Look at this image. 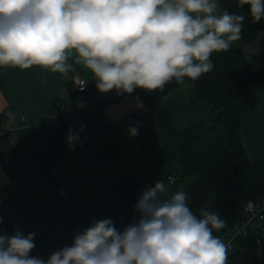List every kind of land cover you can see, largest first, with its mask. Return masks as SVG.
I'll return each mask as SVG.
<instances>
[{"label":"clouds","instance_id":"obj_1","mask_svg":"<svg viewBox=\"0 0 264 264\" xmlns=\"http://www.w3.org/2000/svg\"><path fill=\"white\" fill-rule=\"evenodd\" d=\"M244 5L253 23L264 20V0H239ZM219 8L217 0H0V67L67 75L71 59L101 93L162 91L211 72L212 54L241 39L245 15ZM77 139L69 130L70 148ZM188 201L158 180L122 231L109 218L93 221L47 259L30 255L34 232H0V264H227V245L213 235L225 221L207 208L195 214Z\"/></svg>","mask_w":264,"mask_h":264},{"label":"crops","instance_id":"obj_2","mask_svg":"<svg viewBox=\"0 0 264 264\" xmlns=\"http://www.w3.org/2000/svg\"><path fill=\"white\" fill-rule=\"evenodd\" d=\"M217 3L221 12L245 15L242 29L249 24L239 0ZM239 49L251 58L256 71L264 66V38L245 44L241 37L229 51ZM69 63L72 69L67 75L35 66L25 70L0 67V115L8 118L2 129L11 130L0 137V221L5 216L13 225L11 233L0 222V232H34L36 248L30 255L43 259L71 245L73 237L93 221L109 218L118 230L125 225L131 212L115 185L125 171H132L143 190L160 180L168 193H175L163 177L183 144L180 137H169L157 117L145 111L139 96L115 90L101 93L89 70L71 59ZM75 76L87 79L88 92L79 93L75 85L71 92L67 89ZM195 95V85L188 82L162 99L173 110L171 119L180 133L206 118L207 103L194 101ZM92 97L104 98L102 110L89 102ZM237 102L242 109L245 146L253 159H264V84L250 85ZM56 114L72 133L87 120L96 133L65 153L59 165L42 177L41 162L33 156L19 119L40 126ZM130 127H137L139 134L130 136ZM111 144L116 154L105 160L98 150ZM36 232L42 236L48 256L38 246Z\"/></svg>","mask_w":264,"mask_h":264},{"label":"trees","instance_id":"obj_3","mask_svg":"<svg viewBox=\"0 0 264 264\" xmlns=\"http://www.w3.org/2000/svg\"><path fill=\"white\" fill-rule=\"evenodd\" d=\"M243 7L248 15L249 5ZM248 17L250 22L241 33L245 44L264 38V20L253 23L251 16ZM211 62V72L196 81L185 78V83L191 82L196 87L194 101L206 102L207 108L205 120L182 133L177 131L171 119L173 110L162 103L166 95L182 85L172 81L162 91L148 93L137 88L133 93L143 100L145 111L157 117L169 137H180L183 141L164 174L166 183L175 192L183 190L188 193V204L195 214L199 215L201 208L219 214L225 221V227L219 231L213 230V235L224 242L225 234L233 226L248 221L245 204L249 201H264V159H253L245 146L242 109L237 102L250 85L264 84V66L256 71L253 61L243 49L213 53ZM67 89L70 92L74 89L73 81L67 83ZM104 106L105 102L103 108ZM136 116L135 114L133 118ZM7 122L5 114L0 115V127L4 128ZM19 123L32 144L33 156L41 162L42 177L59 165L65 153L91 139L96 133L88 120L85 121L83 128L81 126L78 132L73 133L78 139L73 142L74 148H70L67 140L69 129L59 114L40 126L22 119H19ZM98 151L105 160L116 154L113 144ZM169 177L175 178L173 185L169 182ZM115 185L131 212L128 221L120 229L122 231L138 218L134 205L144 190L130 170L118 176ZM2 221L12 233L13 225L10 220L4 216ZM263 229L264 226L251 229L228 256L227 264H264V239L261 237ZM41 237H37L38 246L48 256V248ZM259 238L263 242V260L254 261L253 252Z\"/></svg>","mask_w":264,"mask_h":264},{"label":"built area","instance_id":"obj_4","mask_svg":"<svg viewBox=\"0 0 264 264\" xmlns=\"http://www.w3.org/2000/svg\"><path fill=\"white\" fill-rule=\"evenodd\" d=\"M74 85L76 87V90L79 93H86L89 91L90 86L86 78L82 76H75L73 78ZM86 82V83H85ZM83 86V90L80 89V87ZM90 103H94L99 106V108L103 109V104L105 102L104 98L102 97H92L89 101ZM61 102H57L56 106H60ZM23 121H26L25 118H22ZM11 130L7 128L6 131H4L0 127V137L5 136L6 134H9ZM175 178L169 177V182L173 185L175 183ZM245 212L249 216V219L247 222L237 224L233 226L228 233L224 236V243L227 245L228 249V256L235 250L238 242L241 239L246 238L249 231L255 230L260 226H264V201L261 203H255L252 201H249L244 206ZM36 235L38 238L41 237V235L36 232ZM216 236V235H215ZM263 242L259 238L256 241V248L254 249V255H256L258 258L263 257Z\"/></svg>","mask_w":264,"mask_h":264},{"label":"rangeland","instance_id":"obj_5","mask_svg":"<svg viewBox=\"0 0 264 264\" xmlns=\"http://www.w3.org/2000/svg\"><path fill=\"white\" fill-rule=\"evenodd\" d=\"M261 237H262V239H264V229L261 231ZM253 259H254V261L263 260L262 258H258L256 255H254V253H253Z\"/></svg>","mask_w":264,"mask_h":264},{"label":"bare ground","instance_id":"obj_6","mask_svg":"<svg viewBox=\"0 0 264 264\" xmlns=\"http://www.w3.org/2000/svg\"><path fill=\"white\" fill-rule=\"evenodd\" d=\"M166 186V185H165ZM255 202V201H254Z\"/></svg>","mask_w":264,"mask_h":264}]
</instances>
